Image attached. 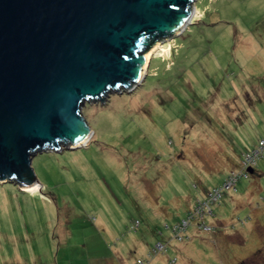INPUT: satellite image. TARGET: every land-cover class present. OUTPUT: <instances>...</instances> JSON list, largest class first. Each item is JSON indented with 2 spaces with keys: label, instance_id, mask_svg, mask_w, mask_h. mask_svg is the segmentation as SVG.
Segmentation results:
<instances>
[{
  "label": "rangeland",
  "instance_id": "1",
  "mask_svg": "<svg viewBox=\"0 0 264 264\" xmlns=\"http://www.w3.org/2000/svg\"><path fill=\"white\" fill-rule=\"evenodd\" d=\"M192 3L133 90L84 103V148L37 153L35 192L0 184V264H264V153L174 237L264 138V0Z\"/></svg>",
  "mask_w": 264,
  "mask_h": 264
},
{
  "label": "water",
  "instance_id": "2",
  "mask_svg": "<svg viewBox=\"0 0 264 264\" xmlns=\"http://www.w3.org/2000/svg\"><path fill=\"white\" fill-rule=\"evenodd\" d=\"M192 2L0 0V184L40 189L37 153L84 148V103L133 90L143 49L168 40Z\"/></svg>",
  "mask_w": 264,
  "mask_h": 264
},
{
  "label": "built area",
  "instance_id": "3",
  "mask_svg": "<svg viewBox=\"0 0 264 264\" xmlns=\"http://www.w3.org/2000/svg\"><path fill=\"white\" fill-rule=\"evenodd\" d=\"M264 151V138L258 143V148L255 150H252V152H247L243 154V160H242V171L240 173H235L232 172L226 179V182L221 185L220 189H214L209 192V195L206 199L203 200H198L194 203L195 207L193 210H190L187 213L188 219L183 221L182 223L178 224L177 226H174L173 233L175 240H180L183 241L185 240V232L188 229V226L192 222H196L197 228H201L200 230L204 231H210V228L206 226V223L204 219L206 217H210L212 214V209L211 205L212 203H215L220 200L222 196V191L225 190H231L234 189L236 183L238 182L237 180L242 177H246L248 174L249 170L253 168V166L256 164L257 160L261 156V154ZM165 248L159 244L155 248V253L156 252H163ZM137 264H145L142 261H137Z\"/></svg>",
  "mask_w": 264,
  "mask_h": 264
},
{
  "label": "bare ground",
  "instance_id": "4",
  "mask_svg": "<svg viewBox=\"0 0 264 264\" xmlns=\"http://www.w3.org/2000/svg\"><path fill=\"white\" fill-rule=\"evenodd\" d=\"M192 14H195V10L194 8L192 9L191 13H190V16L189 18H185L183 20L182 23L179 24V26H177L176 28V31L174 33H180L185 27H186V24H188L189 20L192 18ZM161 43H157V45H155L151 51L147 52V54L143 57L142 59V62H143V66L141 67L140 69V72H139V75L137 77V83L141 81V79L145 76L146 74V70H147V64H148V60L150 59V57H152L153 55H155L158 51H160L161 49V46H160ZM162 53L161 55L165 56L167 51L164 50V49H161ZM129 91V90H128ZM89 139V138H88ZM88 139L84 142V144H86V142L88 141ZM73 146H78V145H75V144H72ZM26 191H34V190H37L38 189V186L37 185H33V186H29V188H24Z\"/></svg>",
  "mask_w": 264,
  "mask_h": 264
},
{
  "label": "trees",
  "instance_id": "5",
  "mask_svg": "<svg viewBox=\"0 0 264 264\" xmlns=\"http://www.w3.org/2000/svg\"><path fill=\"white\" fill-rule=\"evenodd\" d=\"M153 44H154V43H152L151 46H153ZM149 48H150V47H147L146 49L144 48V49H143V50H144L143 53H147V51H149ZM246 153H247V152H246ZM263 153H264V151H263ZM263 153L261 154V156L259 157V159L262 158ZM259 159H258V160H259ZM258 160H257V161H258ZM256 164H257V162H256ZM256 164L253 166V168L256 166ZM253 168L251 169L252 171H253ZM241 169H242V166H241ZM241 169H239V170L236 171V172H235V171H233V172H235V173H240V172L242 171ZM249 171H250V170H249ZM231 173H232V172H231ZM249 176H250V174H249V172H248V174L246 175V177H242V178L248 179ZM242 178H239L237 181L239 182V180L242 179ZM238 182H237V183H238ZM237 183H236V185H237ZM236 185H235V187H236ZM235 187H234V189H235ZM260 253H261V251H258V252H256V254H253V258H255V257H256L257 255H259ZM247 264H248V263H247Z\"/></svg>",
  "mask_w": 264,
  "mask_h": 264
},
{
  "label": "crops",
  "instance_id": "6",
  "mask_svg": "<svg viewBox=\"0 0 264 264\" xmlns=\"http://www.w3.org/2000/svg\"><path fill=\"white\" fill-rule=\"evenodd\" d=\"M233 172V171H232ZM236 172V171H235ZM40 188H41V186H40ZM39 190V189H38ZM26 191V190H25ZM26 192H32V191H26ZM35 192V191H34ZM196 202V201H195Z\"/></svg>",
  "mask_w": 264,
  "mask_h": 264
}]
</instances>
